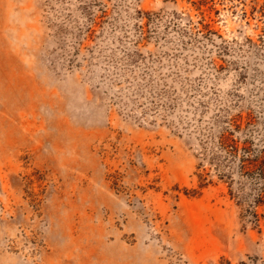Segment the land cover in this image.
Returning <instances> with one entry per match:
<instances>
[{
    "label": "rangeland",
    "instance_id": "374dc122",
    "mask_svg": "<svg viewBox=\"0 0 264 264\" xmlns=\"http://www.w3.org/2000/svg\"><path fill=\"white\" fill-rule=\"evenodd\" d=\"M220 113L264 145V0H0V264H264Z\"/></svg>",
    "mask_w": 264,
    "mask_h": 264
},
{
    "label": "trees",
    "instance_id": "16d2710c",
    "mask_svg": "<svg viewBox=\"0 0 264 264\" xmlns=\"http://www.w3.org/2000/svg\"><path fill=\"white\" fill-rule=\"evenodd\" d=\"M207 128L199 146L198 168L205 172L198 176L200 188L212 185L214 178L241 192L251 185L253 205L264 204V145L257 143L249 124L244 127L242 114L223 117L220 113Z\"/></svg>",
    "mask_w": 264,
    "mask_h": 264
}]
</instances>
